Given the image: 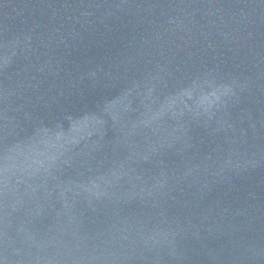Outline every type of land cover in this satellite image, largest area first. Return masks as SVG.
I'll list each match as a JSON object with an SVG mask.
<instances>
[{
  "label": "water",
  "instance_id": "water-1",
  "mask_svg": "<svg viewBox=\"0 0 264 264\" xmlns=\"http://www.w3.org/2000/svg\"><path fill=\"white\" fill-rule=\"evenodd\" d=\"M0 264H264V0H0Z\"/></svg>",
  "mask_w": 264,
  "mask_h": 264
}]
</instances>
